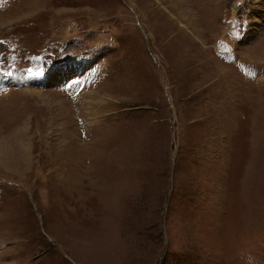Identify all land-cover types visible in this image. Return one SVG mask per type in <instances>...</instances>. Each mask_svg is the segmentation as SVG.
Masks as SVG:
<instances>
[{"label": "rangeland", "instance_id": "1", "mask_svg": "<svg viewBox=\"0 0 264 264\" xmlns=\"http://www.w3.org/2000/svg\"><path fill=\"white\" fill-rule=\"evenodd\" d=\"M0 20V264H264V0Z\"/></svg>", "mask_w": 264, "mask_h": 264}, {"label": "bare ground", "instance_id": "2", "mask_svg": "<svg viewBox=\"0 0 264 264\" xmlns=\"http://www.w3.org/2000/svg\"><path fill=\"white\" fill-rule=\"evenodd\" d=\"M0 23H1V20H0ZM66 58H68V57H66ZM64 61V60H63ZM63 61L61 62V65L62 66H64V65H67L66 63H63ZM74 64V60H70V65H68L67 67L66 66H64L65 67V69H69V66H70V68H76V67H79L80 66V64H75V65H73ZM217 68V67H216ZM78 70V69H77ZM69 72V71H68ZM71 78V77H70ZM11 80V79H10Z\"/></svg>", "mask_w": 264, "mask_h": 264}, {"label": "crops", "instance_id": "3", "mask_svg": "<svg viewBox=\"0 0 264 264\" xmlns=\"http://www.w3.org/2000/svg\"><path fill=\"white\" fill-rule=\"evenodd\" d=\"M264 43V42H263ZM262 43V45L260 46V48L259 49H262V50H264V44ZM256 51V50H255Z\"/></svg>", "mask_w": 264, "mask_h": 264}]
</instances>
